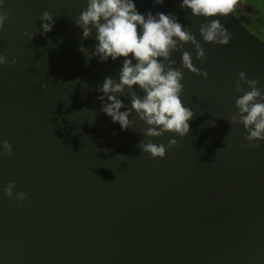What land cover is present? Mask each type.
Returning a JSON list of instances; mask_svg holds the SVG:
<instances>
[{"label":"water","instance_id":"95a60500","mask_svg":"<svg viewBox=\"0 0 264 264\" xmlns=\"http://www.w3.org/2000/svg\"><path fill=\"white\" fill-rule=\"evenodd\" d=\"M179 4L136 0L141 13L175 14L206 51L202 62L184 45L208 77L184 69L190 131L153 159L139 142L167 146L173 133L143 136L135 112L123 130L101 110L97 85L118 79L124 58L92 55L97 42L74 22L87 0H6L0 53L18 62L0 66V142L13 144L0 155V264H264V141L245 147L246 130L230 121L238 73L264 87V40L230 12L219 17L230 44L204 42L205 18ZM173 58L180 67L181 53ZM10 181L25 200L5 195Z\"/></svg>","mask_w":264,"mask_h":264},{"label":"clouds","instance_id":"9594fccd","mask_svg":"<svg viewBox=\"0 0 264 264\" xmlns=\"http://www.w3.org/2000/svg\"><path fill=\"white\" fill-rule=\"evenodd\" d=\"M164 3L165 0H154V4ZM5 4L6 0H0V31L9 19ZM235 4L236 0H180L179 7L190 9L193 16L205 18L199 28L204 42L227 46L233 34L219 17L232 12ZM40 20L44 33L53 30V14L45 11ZM74 22L82 29V39L94 37L97 43L92 55L98 62L124 58L118 79L106 76L103 83L97 85V91L102 93L98 97L102 101L101 110L123 130L134 129L131 117L135 112L146 125L142 130L143 136L156 138L173 133L167 146L151 139L139 142L141 152L150 153L153 159L164 158L167 149L177 145L175 137H185L189 133V121L194 118L193 109L183 102L184 69L208 77L207 71L194 66L193 54L184 50L185 44L194 45L195 59L203 62L206 51L200 40L175 14L141 13L136 0H87V7ZM35 34L25 32L29 40ZM80 51L90 62L91 56L83 44ZM174 53H181L180 67L176 66ZM17 62L15 59L10 62L5 54L0 53V66ZM238 77L234 85L240 94L235 101L238 111L232 113L230 121L243 125L248 142L245 147L252 148L259 146V141H264V87L260 86L259 79L249 78L243 70ZM126 92L129 104H125L122 98ZM12 153L13 144L9 140L0 142V155L10 156ZM15 187L14 181L8 182L4 188L5 195L15 197L17 201L25 200L27 193L16 191Z\"/></svg>","mask_w":264,"mask_h":264},{"label":"trees","instance_id":"16d2710c","mask_svg":"<svg viewBox=\"0 0 264 264\" xmlns=\"http://www.w3.org/2000/svg\"><path fill=\"white\" fill-rule=\"evenodd\" d=\"M232 12L246 27L264 38V0H236Z\"/></svg>","mask_w":264,"mask_h":264},{"label":"rangeland","instance_id":"374dc122","mask_svg":"<svg viewBox=\"0 0 264 264\" xmlns=\"http://www.w3.org/2000/svg\"><path fill=\"white\" fill-rule=\"evenodd\" d=\"M253 33H255L257 36H259L260 38L264 39L261 34H259L258 32L252 31Z\"/></svg>","mask_w":264,"mask_h":264},{"label":"flooded vegetation","instance_id":"af4514ba","mask_svg":"<svg viewBox=\"0 0 264 264\" xmlns=\"http://www.w3.org/2000/svg\"><path fill=\"white\" fill-rule=\"evenodd\" d=\"M264 40V39H263Z\"/></svg>","mask_w":264,"mask_h":264}]
</instances>
